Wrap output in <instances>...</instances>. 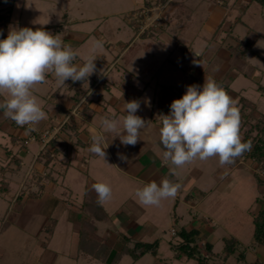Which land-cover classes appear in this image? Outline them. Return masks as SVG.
Returning <instances> with one entry per match:
<instances>
[{"label": "crops", "instance_id": "0c3cea01", "mask_svg": "<svg viewBox=\"0 0 264 264\" xmlns=\"http://www.w3.org/2000/svg\"><path fill=\"white\" fill-rule=\"evenodd\" d=\"M193 1L195 0H185L183 3L188 2L191 4ZM220 2L223 3L225 8H231L232 5H234L237 8L236 10L241 12V15L235 19V22L230 26V30L227 33V35L231 36L230 40L232 42L227 48L228 55L226 58V63L231 64L229 66L230 70L227 67L226 75L217 73L219 76H214L217 70L212 68L209 72L211 76H207L208 73L205 72L207 68L210 67L211 63V61L208 60H211V55L215 51V47L208 50L209 46L206 47L207 57L205 58L208 63L200 62L198 68L195 65H187L185 71L186 74L190 76V84L192 78L196 80L195 84L197 85L204 83L207 78H212L217 83L221 84L235 100L239 110L242 108V100H246L248 102L247 104H249V108L240 111L241 124L247 121L256 124L257 120L264 116V111L261 110V106L263 105L261 103L264 99V69H262L264 66V55L258 53L255 48L259 39H261V37L264 38V29L260 30L253 23H251V25L247 24L244 18L249 8L254 3L258 2L256 0H222ZM144 6L145 3L140 9L144 8ZM219 7L218 5L212 6L209 16L204 21L202 20V26L212 37H216L217 35L222 36L227 32L223 26L225 22H227L229 15L221 12ZM182 8V11L179 13L177 12V26L180 23L179 18L186 17L188 21L181 25L180 29V32L183 31L185 34L191 25L194 12L189 5L179 3L178 6L177 4V11ZM72 22L74 21L68 19L66 21V26L69 24L68 27L62 26V29L56 35L59 36L64 44L69 46L73 44L76 46L84 44L88 39V35L69 31L68 28L72 26ZM53 27L55 26H51L48 29L53 32ZM133 31L136 35L137 32L134 29ZM136 38L139 39L140 36H134V39L131 41L133 44L130 48V51L134 52L133 54L135 57H137L139 51L142 50V47L147 49V46L137 43L135 41ZM181 40V43L189 44L192 47V38H181ZM242 42H244L245 46H242ZM125 44L126 43L122 41L118 44H114L110 41L105 43L106 46H113V50L120 52V55L128 50ZM189 45L181 46L180 43L178 44L177 48L180 47L184 54L183 58L193 53L192 48L190 47L191 49H189ZM247 53L257 57L258 64L262 67H259L258 64L255 65L252 60H249L246 56ZM197 54L198 56L200 55L199 52ZM96 58L94 63L97 68V73L89 77L88 85L87 83L82 85V82H73L71 79L66 80L65 84H60L53 75H47L50 81L54 82V84L58 83V85H56L55 88L53 87L49 95H47L48 101L46 105H44L47 118L35 125L36 129H49L50 127L60 125V123L63 122V118L77 107H80V115L76 118L79 121L76 127L71 125L73 122L72 120V122L68 121L66 128L54 139V144H50L46 147V150L51 152L52 159L48 163L47 158L43 156L42 158H45V166L41 163L42 150L39 141H30L27 145L23 144L26 142V139L29 140L33 131H29L25 127H20L16 124H7L2 118L3 112L1 111L0 113V135L3 134L7 136H2L3 138H1L4 143H2V147H0V152L9 153L7 155L11 154L10 156L14 157V161H20L23 166L25 165V160L29 159L31 162L37 160V166H41L43 168L42 170L47 172L46 177H44V182H36L34 185L35 188H29L27 194L20 195L22 199H16V203L20 201L22 215L27 216V225L29 227L35 226L38 233L44 230L49 232L57 223L54 221L49 223L51 221L49 215L46 213L44 214L43 210L46 208L45 206L51 203L52 199H55L58 192L62 193L65 197H71L73 195L72 187L70 184L66 183L69 169L71 167L79 169L83 163H90V161H93L95 168H97L96 166L98 164L101 165V163L104 164L106 162L109 164L111 170L115 172V176L121 180L123 186L121 190V200L116 208H120L119 211L122 214H127V224L130 226L129 229H134L132 232L134 244L136 242H144V238L147 237V232L143 230V227L149 229L152 226H149L151 224L147 223V221L144 225L139 223L141 216L145 213V205H141L139 201L134 197L132 198V196H135L136 190L142 189L146 183L155 181L159 184L161 179L166 177L175 183H179L181 187L177 193L178 197L176 195L174 198H168L163 201L168 200L166 203L169 208L174 204L175 211H177L178 204L181 203L184 207L183 209H190L195 212L192 215L191 225L187 226L186 230L198 231L197 244L199 247L202 243H209L213 246V254L217 255L214 252L213 242L218 227L224 225V223L221 224L219 222V219L225 218L226 220H233L236 224L233 237L238 241L239 245L245 249L246 261L248 263H252L256 260L262 262L261 258H264V246L257 245L253 239L254 215L264 210V200L262 198L264 197V185H259L255 178L257 174L255 168H257V170L260 169L258 163L244 157H240V160L236 158L234 163L227 165V172H223L221 178L217 180L216 183H212L210 179L206 181L209 187L203 185V180L207 178L204 168L194 166L192 177L188 176V180L183 182L184 177L181 179L182 176L179 173L180 171L177 170V167L172 165L171 161H164V148L160 143L159 132L161 127L160 115L169 114L170 105L172 101L177 98L175 92L177 89L183 88H176L173 85L161 86L159 81L156 82L155 86L151 87V83L144 82L140 75L137 76L139 73L129 69V61L119 59L120 68H118L117 62L108 65L105 55L96 56ZM78 59L79 58H77L74 63L82 65L84 61ZM114 68H116L115 71ZM101 69L105 70V75L100 73ZM151 79L153 80L154 77H151ZM227 80H229L228 83ZM167 87H172L173 91ZM87 89L91 91V95H88ZM248 90H253L250 98L245 96ZM145 94L149 97L150 106L148 110L144 111L145 113H142L140 109L136 113V115L147 122L145 128L140 131L138 143L135 146H124L120 143L118 137L115 138L113 134L106 133V142L109 146L105 149L107 153L105 161L89 153L88 148L92 143L91 137L100 130L101 118L113 115L120 118L126 115V113L122 111L124 103L132 100H136L140 103V99ZM80 97V102L76 103L75 98ZM80 120L83 122L80 123ZM241 136L243 140L244 137L242 134ZM33 142L36 146L35 149L31 148ZM118 153L125 155L127 159L121 160ZM86 154L91 156L90 161L86 157ZM6 158L8 157L6 156ZM172 172H175V175H171ZM185 172L191 174V168H187ZM253 184H256V188H253ZM20 185L19 187H21ZM87 191H89L95 199H98L96 193L87 188L81 202L76 201L74 206L66 202L69 220L74 223L76 230H78V241L82 222L84 220H89V216H87L83 210V203ZM29 194H39V196L31 197ZM215 199L217 201L220 199V207L217 213H212ZM163 201L161 203H165ZM53 205V203L50 204L51 207ZM101 206L108 214V219L106 221H95V225L99 232L105 235L108 244L111 246V253L108 258V263H110L115 255L121 251L124 243L121 238L122 234L114 233L111 228L115 227L117 229L122 223L120 224L118 220L115 222L113 216L105 209L104 204ZM110 207L113 208L112 206ZM228 210H232V213L226 215ZM252 210L255 212L252 213ZM174 218L180 225L184 224V216L176 213L174 214ZM100 223L107 225L106 232L99 228ZM149 231L152 230L149 229ZM50 234L52 235L53 231ZM50 241L51 240H49V242ZM130 241H132L131 238ZM131 244L133 243H129V246L133 247ZM248 244L255 245L256 254L249 251L247 248ZM249 253L254 255V259H249ZM176 255H178L177 251ZM234 256L237 257V255ZM180 260L184 261L191 259L182 256ZM131 261L134 263L132 259Z\"/></svg>", "mask_w": 264, "mask_h": 264}, {"label": "rangeland", "instance_id": "374dc122", "mask_svg": "<svg viewBox=\"0 0 264 264\" xmlns=\"http://www.w3.org/2000/svg\"><path fill=\"white\" fill-rule=\"evenodd\" d=\"M183 1L185 2V0ZM183 1L15 0L9 25H0V31H2L0 39H5L7 37L10 28L30 27L33 30L42 28L45 31L52 32L48 29L49 27L56 25L66 26V21L71 19L74 22H72V26H69V31L88 35V39L84 44L79 46L73 44L71 46L74 51L79 53L78 58L80 61H85L87 57L93 55H105L108 65L117 62V67L120 68L119 59L127 60L129 61V69L139 73L137 76L140 75L144 82L151 83V87L155 86L156 82L159 81L161 86L173 85L176 88L186 89L187 86L191 84L190 76L186 74L185 68L187 65H195L198 68L200 62L206 63V47L210 46L208 50L215 47V51L211 55V60H208L211 61V63L210 67H208L205 72L208 73L207 76H211L209 72L212 68L217 70L214 76L218 74L226 75V68L228 67L229 69L231 65L226 63L228 55L227 48L229 44L232 43L230 40L231 36L227 35V33L230 30V26L235 22V19L241 15V12H238L234 5H232L231 8H225L223 3L220 2L222 0H195L191 4L188 2L183 3ZM144 3V8L140 9ZM179 3L189 5L194 12L191 25L185 34L183 31L180 32V29L181 25L188 21L187 18H179L180 23L177 26V12L179 13L183 10L182 8L177 11V4L179 6ZM215 5L220 6L221 12L229 15L227 22H225L223 26L226 29L223 30L227 32L222 36L219 35L220 38L222 37L221 39L218 35L212 37L202 26L203 21L209 16L212 6ZM136 16L137 18H135ZM244 21L249 25L253 23L260 30L264 29V7L258 3H254L249 8ZM68 25L69 24H67L66 27H68ZM133 29L137 32L136 35ZM137 35L142 39L136 38L135 41L147 46V49L142 47V50H140L137 57H135L133 54L134 52L130 51V48L133 44L131 43L132 39ZM180 37L183 39L192 38V47L189 44L181 43L182 40ZM96 41H102L103 47L95 48L94 45ZM107 41L114 44H118L122 41L126 43L125 45H127L128 50L120 55V52L113 50V46L109 47L105 45ZM179 43L181 46L189 45V49L192 48L193 53L183 58V52L180 47L177 48ZM242 44V46H245L244 42H242ZM218 47H221V50ZM255 50L261 55H264V38L261 37V39H259ZM198 52L201 56H198ZM246 56L249 60H252L255 65L259 63L257 57L253 54L247 53ZM258 65L259 67L261 66L260 64ZM263 67L262 69H264ZM115 70L116 68H114V71ZM151 77H154V79L152 80ZM228 81L229 80H227V83ZM203 84L204 83L198 84L201 89ZM56 85H58V83L54 84V82L50 81L48 76H46V82L36 85L33 89L34 95L38 98L43 110L44 105H46L48 101L47 95H49L52 88H55ZM252 91L253 90H248L245 96L250 98ZM5 96H0V100H3ZM261 104H263L261 110L264 111V99ZM149 106V97L145 94L140 99V111L145 113L144 111L148 110ZM79 108L77 107L75 110L70 111L63 118V122L67 124L68 121L72 120V123L79 124V121L76 119L77 116L80 115ZM1 111L2 110H0V113ZM44 111L46 112V110ZM2 118L7 124L14 125L12 120L4 117ZM81 122L83 121L80 120V123ZM24 127L29 129L28 125ZM34 127L35 130L33 132H36L38 135L48 130H39L36 129V126ZM54 128H59V126L52 127L50 130ZM57 132L56 136L61 133V131L58 130ZM2 136L7 137L3 134L0 135V147H2V143H4L1 139L3 138ZM26 141L30 142L31 140L26 139ZM36 141H39V139ZM23 144L27 145L26 142ZM49 145L50 144L43 146L40 143L41 150ZM35 147L33 142L31 148L35 149ZM7 154L9 153L0 152V264H100V262H97L90 256L78 252V230H76L74 223L69 220V213L66 208V202L71 206H74L76 201L81 202L87 188L93 191L91 188L92 184L98 182L106 183L111 187V198L104 203V207L110 215L113 216L115 222L118 220L120 224L122 223L117 229L112 227L111 230L114 233L122 234V240L127 236L130 237L132 241L129 243L132 242L133 244L131 245L134 246L132 236L134 229H129L130 226L127 224L128 216L125 213L122 214L119 211L120 208H116L121 200V190L123 186L121 180L115 176V172L111 170L109 164L106 162V164L101 163V165L98 164L96 166L97 168H95L94 162L90 161L91 156L86 154V157L90 161V163L88 162L89 164L83 163L79 169L75 167L69 169L66 183L70 184L72 187L73 195L71 197H65L62 193L58 192L55 199H52L51 203L45 206L46 208L43 210L44 214L46 213L49 215L51 220H48L50 221L49 223L53 221L57 223L54 228H51L53 231L51 235L49 232H46V230L38 233L35 226L29 227L27 225V216L22 215L20 201L16 203L17 196L27 194L29 188H35L34 185L36 182H44V177H46L47 172L42 170L43 168L41 166H37V160H34V162H31L29 159L25 160V165L23 166L20 161L15 162L14 157L10 156L11 154ZM6 156L8 158H6ZM42 157L43 155L41 158ZM44 159L45 158L41 159L42 165H44ZM237 159L240 160L241 158ZM194 166L204 168V172L207 176V178L203 180V185L205 187H209V185L207 186L206 184L208 179L212 180V183H216L217 180L221 178L222 173L228 170L227 165L221 166L219 164L218 157H213L205 161H201L197 158L177 168L182 176L181 179L184 177L183 182L188 180V176L192 177ZM187 168H191V174H188V171L185 172ZM255 170L259 177H264L262 170H257V168H255ZM19 185L21 187H19ZM4 188L7 190H4ZM253 188H256V184ZM133 197L138 200L136 195L132 196V198ZM262 198L264 200V197ZM167 201L168 200L163 201L165 203H161L160 206H145V213L141 216L139 221L141 225H144L146 221L151 224L149 226L152 227L149 229L152 231L143 227V230L147 232L144 243H153L157 240L159 242L157 255H153L149 252L134 263L131 261L130 256H125L119 264H199L195 259L181 261L180 257L182 256L176 255L181 240V236L177 233L182 230L187 231V226L191 225L192 215L195 212L190 209H183L184 207L181 203L178 204L177 211H175L174 204L169 208L166 203ZM52 203L54 205L51 207L50 204ZM213 205L212 213H217L220 207V199H218V201L215 199ZM251 212L254 213L255 211L252 210ZM176 213L184 216V224L180 225L176 221L174 218V214ZM230 213H232V210H228L226 215ZM219 220V222L221 224L224 223V225L218 227L213 242L214 252L217 255L210 256L204 249V243L200 244L202 254L204 257L210 256L209 260H207L208 264H235L236 256L230 257L227 262L223 263L218 254L221 253L224 248V239L234 236L236 224L233 220H226L225 218ZM99 228L106 232L107 225L100 223ZM172 229L176 230L177 235L172 234ZM49 240L51 241L49 242ZM247 248L251 253L256 254L255 245L248 244ZM177 253L179 254V250ZM249 259H254V255L249 253ZM261 260L264 262L263 257Z\"/></svg>", "mask_w": 264, "mask_h": 264}, {"label": "clouds", "instance_id": "9594fccd", "mask_svg": "<svg viewBox=\"0 0 264 264\" xmlns=\"http://www.w3.org/2000/svg\"><path fill=\"white\" fill-rule=\"evenodd\" d=\"M94 47L102 48L103 42L96 41ZM78 56L59 36L42 28H10L7 37L0 39V96L6 94L0 100L3 117L20 127L28 125V130L34 131V126L47 118L34 95L36 85L45 83L48 74L60 84L71 79L88 85L89 77L97 73L96 56H89L82 65H77L74 61ZM100 73L105 75V70L101 69ZM87 91L88 95L92 94ZM139 109L140 103L132 100L123 105L126 115L102 117L100 130L91 137L88 152L105 161V149L109 146L106 133L118 137L124 146H135L147 123L136 115ZM160 118L164 161H171L177 168L197 158L205 161L213 157H218L221 166L229 165L252 146L251 141L242 140L241 114L235 100L212 78L205 79L202 89L197 84L187 86L185 94L172 101L169 114ZM118 156L121 160L127 159L121 153ZM180 187L165 177L159 184L146 183L135 195L141 205L160 206L163 200L174 198ZM91 188L98 204L103 205L111 198L112 189L108 184L98 182Z\"/></svg>", "mask_w": 264, "mask_h": 264}, {"label": "trees", "instance_id": "16d2710c", "mask_svg": "<svg viewBox=\"0 0 264 264\" xmlns=\"http://www.w3.org/2000/svg\"><path fill=\"white\" fill-rule=\"evenodd\" d=\"M260 5L264 6V0H256ZM15 0H0V25L8 26L11 21V14L13 11ZM53 35H56L62 29V25L55 26L52 28ZM196 80L192 78L191 85L195 84ZM219 84V83H217ZM221 85V84H219ZM173 91L172 87H167ZM261 89V88H260ZM186 92V89H177L175 92L177 98H181ZM80 98H75V102L79 103ZM246 100H242V108L240 111H244L249 108V104ZM13 124H16L12 121ZM1 124V123H0ZM17 125V124H16ZM72 126L76 127L75 123H71ZM60 130L62 131L66 128L67 124L65 122H61L58 125ZM50 127L48 130H50ZM240 133L243 135V141H251V149L246 151L242 156L244 158L252 159L256 163H258L260 169L264 174V116L257 120L256 124H252L250 122H245L241 124ZM31 136H35L36 139L39 138V135L36 132H33ZM56 139V138H54ZM54 139H52L49 144H54ZM27 142V141H26ZM42 155L47 158V162L49 163L52 159L51 152L47 151L46 148L41 151ZM238 157V158H240ZM255 178L259 185H264V177L261 178L257 174ZM4 190H7L4 188ZM31 197H37L39 194H29ZM18 199H22V196H18ZM83 210L87 216H89V220H84L80 227L79 232V241H78V251L80 254H85L90 256L92 259L100 262L101 264H119L124 256H130L131 259L136 262L140 258H142L145 254L151 252L153 255H157V250L159 247V242L155 241L153 243H144V242H136L133 247L129 246L130 239L125 237L123 240V247L121 251H119L115 257L112 259L110 263H108V258L111 253V246L107 242V238L105 235L99 232L97 226L95 225V221H106L108 219V214L104 211L102 206L97 203V199L89 192H86L85 201L83 203ZM254 232L253 239L257 245L264 246V210L258 212L254 215ZM52 230H49L51 233ZM181 236V240L179 243L178 256H185L188 259H195L199 264H208L209 257L214 256L213 254V246L209 243L204 244L205 251L210 256H205L202 254L201 248L198 246V231L191 230L185 231L182 230L177 233ZM176 234V235H177ZM224 248L218 256L221 261L224 263L230 257L237 255L236 264H264L260 260H256L252 263H248L246 261L245 249L242 248L238 241L234 238H225ZM222 264V263H221Z\"/></svg>", "mask_w": 264, "mask_h": 264}, {"label": "built area", "instance_id": "2783aa9c", "mask_svg": "<svg viewBox=\"0 0 264 264\" xmlns=\"http://www.w3.org/2000/svg\"><path fill=\"white\" fill-rule=\"evenodd\" d=\"M138 16V15H137ZM137 16L135 18H137ZM56 129V130H55ZM57 130L59 131L60 128H54L53 130H47L45 132H43L42 134L39 135V141L43 146H46L47 144H49V142L55 138V136L57 135ZM29 140L31 141H36V137L35 136H31L29 138ZM28 143V141L26 142ZM172 234L176 235V230L172 229ZM207 257V256H206Z\"/></svg>", "mask_w": 264, "mask_h": 264}]
</instances>
